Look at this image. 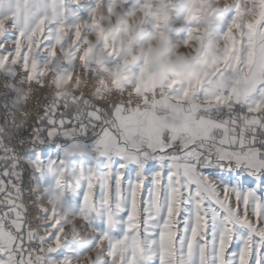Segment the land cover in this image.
<instances>
[{
  "label": "rangeland",
  "instance_id": "374dc122",
  "mask_svg": "<svg viewBox=\"0 0 264 264\" xmlns=\"http://www.w3.org/2000/svg\"><path fill=\"white\" fill-rule=\"evenodd\" d=\"M114 1L133 5L115 14L111 24L107 15L86 21L76 38L74 21L87 4L98 5L96 0L0 1V169L9 172L0 176V214L23 227L19 233L0 228V251L9 264H63L59 257L49 259V249L57 246L50 237L61 229L59 256L70 257L72 264H106L109 242L120 236V228L114 225L97 244L104 222L81 208L75 194L81 158L86 163L104 151L88 140L98 131L102 120L94 118L103 110L135 116L156 99L174 104L185 99L199 114L230 100L248 109L249 116L240 119L244 137L249 130L255 135L253 126L263 123L264 106L256 109L248 97H236L240 86L209 81L222 73L224 57L226 84L248 74L247 68L240 70L248 62L251 74L259 67L253 84L264 86V0ZM214 53L217 65L213 56L207 58ZM21 112L38 123H32L25 147L16 153L4 130ZM45 115L55 121L47 136L41 125ZM127 249L122 241L117 245L114 264H127Z\"/></svg>",
  "mask_w": 264,
  "mask_h": 264
},
{
  "label": "snow or ice",
  "instance_id": "6c2138e0",
  "mask_svg": "<svg viewBox=\"0 0 264 264\" xmlns=\"http://www.w3.org/2000/svg\"><path fill=\"white\" fill-rule=\"evenodd\" d=\"M117 143L123 151H98L86 163L81 158L75 193L81 208L104 222L97 244L114 225L120 228L109 242L106 264H114L121 241L128 246L127 264H264V149L254 158L241 153L205 163L163 136L148 151ZM8 175L7 168L0 169V176ZM7 215L0 214V228H15ZM61 232L50 237L57 246L49 249V259L72 264L59 256ZM0 264H9L3 251Z\"/></svg>",
  "mask_w": 264,
  "mask_h": 264
},
{
  "label": "crops",
  "instance_id": "0c3cea01",
  "mask_svg": "<svg viewBox=\"0 0 264 264\" xmlns=\"http://www.w3.org/2000/svg\"><path fill=\"white\" fill-rule=\"evenodd\" d=\"M237 104L229 100L215 109L207 108L197 114L196 106L185 99L177 104L156 99L142 114L135 116L131 112L117 114L103 110L94 118L102 120L96 123L98 131L90 133L88 140L91 144L95 142L92 148L98 146L103 150L123 151L122 145L117 143L120 139L130 142L131 147L148 151L160 146L163 136L168 145L190 150L205 163L209 158L212 162H219L220 157L234 159L241 153L254 158L258 148L252 146L251 139L255 136L250 135L251 130L247 137L242 135L244 124L240 120L243 114L248 117L249 112ZM162 109L164 111L160 112Z\"/></svg>",
  "mask_w": 264,
  "mask_h": 264
},
{
  "label": "bare ground",
  "instance_id": "6f19581e",
  "mask_svg": "<svg viewBox=\"0 0 264 264\" xmlns=\"http://www.w3.org/2000/svg\"><path fill=\"white\" fill-rule=\"evenodd\" d=\"M96 1L98 2V5L95 4V3L87 4L86 5V10L84 12V15L81 16V17L76 18V20L74 21V24L77 26V28L74 30L75 38L78 37V35H79L80 31H81V28H82V26H85L86 21H92L91 22V24H92L96 18H99L100 16H103V15H107L108 19L106 20V22H107V24H111L115 20V17H116L115 14L119 15L120 14L119 12L122 11V9H124L127 6L132 7V5H133L132 3L126 4V3L122 2V3H119L118 6H116V1H114V0H108V1H105V2H102V1L100 2L99 0H96ZM135 1H138V0H135ZM21 15L22 14H16V17L19 18ZM123 16L127 18V16H129V14H126V15H123ZM128 21H131L130 18H129ZM133 23H134V21H133ZM93 30H94V26L91 25L89 27L88 31H87L88 34L90 35ZM126 30H129V29H126ZM131 32H133V28H132ZM129 35H132V33L129 34ZM128 43L129 42H127V45H128ZM225 44L227 45L226 48L229 49L228 43L225 42ZM81 47L82 46L80 45L73 51V53L75 54L74 55L75 57L79 55ZM188 52H185V53H188ZM211 56H213V62L212 63H215V65H217L218 64L217 63V59H216L217 53H214L213 55H210L207 58L211 59ZM223 59H224V57L222 58L221 61H219V64L222 65L223 68H224L222 73L219 74L216 78H214L212 80L209 79V80H211V81H209V83H212V84H218V83L219 84H223L222 86H224V87H230L231 86L230 87L231 89L240 86L241 93L236 94L235 95L236 97H238V98L248 97V99H250V101L252 102L253 107L256 108V109L259 108V107H263L264 106V94L261 93V89H264V86L254 85L253 82H252V80L255 78L254 76H256L255 74L258 73L259 67L257 66L255 68H253L254 73L251 74L249 72V70H248L250 68V64L248 62L247 63H243V65L240 67V70H242V68H247L248 74L242 75L241 78L235 76L234 77L235 80L231 81L230 85H229V84H226L227 82H226V79L224 78V73L227 72L228 66L224 65V62H222ZM236 74H239V73H236ZM233 93H232V91H230L229 92V96L233 95ZM258 103H260V104H258ZM70 148H73V146L71 145ZM25 158L30 159L33 163H35V161H36V158H34V157L31 158V157L25 156ZM44 160H45V158H44ZM46 172L51 174L49 170H46Z\"/></svg>",
  "mask_w": 264,
  "mask_h": 264
},
{
  "label": "built area",
  "instance_id": "2783aa9c",
  "mask_svg": "<svg viewBox=\"0 0 264 264\" xmlns=\"http://www.w3.org/2000/svg\"><path fill=\"white\" fill-rule=\"evenodd\" d=\"M8 115L12 116L11 113H8ZM31 117L32 116H29V114L21 112L17 118H14V120L12 118V121L7 124V127L4 130L7 141L15 143L13 150L16 153L20 152V146L23 148L25 147L24 136L31 129L32 123H38V118H36L37 122H34ZM18 142H21L22 144H19Z\"/></svg>",
  "mask_w": 264,
  "mask_h": 264
},
{
  "label": "trees",
  "instance_id": "16d2710c",
  "mask_svg": "<svg viewBox=\"0 0 264 264\" xmlns=\"http://www.w3.org/2000/svg\"><path fill=\"white\" fill-rule=\"evenodd\" d=\"M41 125L43 126V135L44 136H47V132L49 131V122L48 120H44V122L42 123L41 122ZM256 130V134L254 135L255 137L251 139V144L252 146L254 147H257L259 149H264V120H263V123L261 126L259 127H256L255 128ZM11 145L8 144L7 142H4V147L8 148V152L7 153H10V147ZM22 153L25 154V150H22Z\"/></svg>",
  "mask_w": 264,
  "mask_h": 264
}]
</instances>
